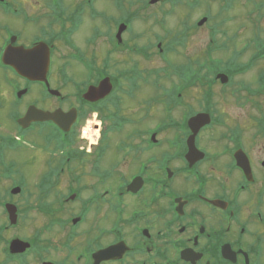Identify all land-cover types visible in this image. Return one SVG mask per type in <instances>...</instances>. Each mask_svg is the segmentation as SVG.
I'll use <instances>...</instances> for the list:
<instances>
[{"label":"flooded vegetation","instance_id":"obj_1","mask_svg":"<svg viewBox=\"0 0 264 264\" xmlns=\"http://www.w3.org/2000/svg\"><path fill=\"white\" fill-rule=\"evenodd\" d=\"M42 1L0 0V264H264V63L235 77L264 61L262 32L223 81L181 57L189 34H77L109 23L96 3L110 0ZM178 1H158L164 16ZM149 2L114 0L117 26L133 32Z\"/></svg>","mask_w":264,"mask_h":264},{"label":"rangeland","instance_id":"obj_2","mask_svg":"<svg viewBox=\"0 0 264 264\" xmlns=\"http://www.w3.org/2000/svg\"><path fill=\"white\" fill-rule=\"evenodd\" d=\"M18 1L20 4L26 5V7L32 8L31 6L35 5L37 7L40 6V11L42 12L48 11V8H45V4L48 7V3L42 0V2H39V0ZM71 1L74 7L78 6L82 10L83 7L77 5L78 3L81 5L82 0H66V3L71 4L69 3ZM141 1L143 6L144 2L148 0ZM113 3L114 0L97 1L96 3L98 10L109 12L110 21L108 24H104L102 19L99 18L98 20L92 21L86 17L77 34H102L99 30L103 31V34H118L116 24L118 21L114 18L117 19L120 13L118 14L115 11ZM156 3L158 1L152 3L150 0V9L147 12L142 11L139 14L140 20L134 23V31L130 32L126 29L122 34H126L127 38L130 37V34H141L142 38L141 40H137V42H142L144 45L154 43L157 41L158 36H161L165 42H168L175 34H189L185 47L179 49L181 52L184 51L185 55H182L183 52L179 53L178 51V53L186 61L198 62L204 57H207L208 51L212 46V32L216 31L215 37L218 39V44L224 45V48L219 45L220 47L214 50L212 56L221 62V67H225L232 61L239 63L249 61L252 53L250 50L241 55L238 54L239 57H236V51L239 49V52H241V48L248 41L249 34L252 32H262L260 38L264 40V0H186L185 2L180 0L175 4V10L171 15L167 14L166 16H164L163 11H169L171 4L168 2ZM97 15H99L98 12ZM204 17H207L208 20L203 25H199V21ZM6 20L7 18L0 19V25L3 24V30L7 29ZM9 25L10 27L20 28L22 30L20 19H12ZM95 27L98 28V32H94L96 30ZM106 31L109 33H106ZM233 34H238V38H235L237 41L236 44L234 43V38H232ZM77 38L80 43H83L82 36ZM159 51V49L155 48V52L162 55L163 53ZM147 54L149 53L143 54L145 62L147 63L160 65L165 62L163 56L156 57L154 55V57H147ZM165 54L168 53L166 52ZM173 59L176 61V59H179V56H173ZM256 63L252 70L235 77L246 80L251 79L253 74H256L260 68H263L262 64L264 61L259 60Z\"/></svg>","mask_w":264,"mask_h":264},{"label":"water","instance_id":"obj_3","mask_svg":"<svg viewBox=\"0 0 264 264\" xmlns=\"http://www.w3.org/2000/svg\"><path fill=\"white\" fill-rule=\"evenodd\" d=\"M158 0H152L151 2L152 3H155L157 2ZM207 21V18H203L202 20L199 21V25H203L205 22ZM127 28V25L126 24H121L120 27H119V31H118V37L121 36V34L126 30ZM9 54L8 52L5 53V56H4V61L8 62L9 61ZM23 60V59H22ZM12 61V60H10ZM12 63H14L18 70L25 74L26 76L30 77V78H33V79H39V73L40 71L38 70H34L32 68H29L27 66H25L23 64V62H14L12 61ZM218 78H221L223 81H227L228 80V75L224 74V73H219L217 75ZM107 85H105L104 82H102L98 87H95V86H91L89 88V90L87 91L85 97L87 99H91V100H95V99H98V98H101L103 97L106 93H108V89H106ZM41 117L43 118H46V119H53V120H56L59 118V116H57L56 113H48V112H44ZM210 120V117L208 115H198L196 117H194L191 122H198V124H196V129L198 127H200L201 125H203L204 123H208V121ZM198 125V126H197ZM194 137V136H192ZM193 143V142H192Z\"/></svg>","mask_w":264,"mask_h":264},{"label":"trees","instance_id":"obj_4","mask_svg":"<svg viewBox=\"0 0 264 264\" xmlns=\"http://www.w3.org/2000/svg\"><path fill=\"white\" fill-rule=\"evenodd\" d=\"M218 44V39H216V37L213 39V42H212V46L210 47L209 51H208V58H207V62L212 64L214 67L211 69H209L208 71V76L207 77H211V78H215L216 76V73L220 70H225V72L231 74L235 73V63L236 62H229L225 67H221V62L220 61H217L215 58H213V53H214V50H216V48H219L220 46L224 48V45H220ZM260 47V52L261 53H264V47L263 46H259ZM228 48V47H227ZM238 57V54L237 56Z\"/></svg>","mask_w":264,"mask_h":264},{"label":"bare ground","instance_id":"obj_5","mask_svg":"<svg viewBox=\"0 0 264 264\" xmlns=\"http://www.w3.org/2000/svg\"><path fill=\"white\" fill-rule=\"evenodd\" d=\"M90 126H93V124H90ZM88 130H89V128H88ZM91 130H89V132H90Z\"/></svg>","mask_w":264,"mask_h":264}]
</instances>
